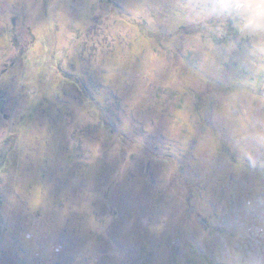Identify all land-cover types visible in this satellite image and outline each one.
I'll return each instance as SVG.
<instances>
[{"label":"rangeland","instance_id":"374dc122","mask_svg":"<svg viewBox=\"0 0 264 264\" xmlns=\"http://www.w3.org/2000/svg\"><path fill=\"white\" fill-rule=\"evenodd\" d=\"M209 2L0 0V264H264V37Z\"/></svg>","mask_w":264,"mask_h":264},{"label":"clouds","instance_id":"9594fccd","mask_svg":"<svg viewBox=\"0 0 264 264\" xmlns=\"http://www.w3.org/2000/svg\"><path fill=\"white\" fill-rule=\"evenodd\" d=\"M197 7L201 8L207 16L234 21L241 35L264 37V0H211V2L197 5ZM9 43L8 38L0 41V44L4 46H8ZM259 50L264 52V46ZM69 54L71 53L69 52ZM180 122L187 126L186 120L181 119ZM249 139L252 141L254 149H264V131L256 132ZM248 159L255 164L251 155H248Z\"/></svg>","mask_w":264,"mask_h":264},{"label":"trees","instance_id":"16d2710c","mask_svg":"<svg viewBox=\"0 0 264 264\" xmlns=\"http://www.w3.org/2000/svg\"><path fill=\"white\" fill-rule=\"evenodd\" d=\"M230 21L232 22V20H230ZM232 30H233L234 34L237 32L236 29H232ZM199 99H201V97Z\"/></svg>","mask_w":264,"mask_h":264}]
</instances>
